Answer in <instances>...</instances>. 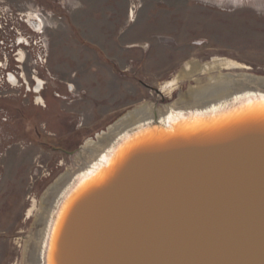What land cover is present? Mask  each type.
I'll list each match as a JSON object with an SVG mask.
<instances>
[{"label": "water", "instance_id": "water-1", "mask_svg": "<svg viewBox=\"0 0 264 264\" xmlns=\"http://www.w3.org/2000/svg\"><path fill=\"white\" fill-rule=\"evenodd\" d=\"M216 100L109 126L51 189L38 264H264V94Z\"/></svg>", "mask_w": 264, "mask_h": 264}, {"label": "rangeland", "instance_id": "rangeland-1", "mask_svg": "<svg viewBox=\"0 0 264 264\" xmlns=\"http://www.w3.org/2000/svg\"><path fill=\"white\" fill-rule=\"evenodd\" d=\"M3 1L36 21L35 15L42 17L44 33L33 36L42 37L48 57L44 65L32 66L47 82L42 95L59 98L65 112L79 120L69 130L56 120L51 126L47 111L32 103L34 95L25 97L24 87L2 91L1 134L9 145L0 154V264H24L25 239L36 231L41 197L62 173L77 167L86 141L136 106L173 102L195 85L187 79L171 93L160 90L186 62L230 59L249 69L212 74L264 76V0Z\"/></svg>", "mask_w": 264, "mask_h": 264}, {"label": "bare ground", "instance_id": "bare-ground-1", "mask_svg": "<svg viewBox=\"0 0 264 264\" xmlns=\"http://www.w3.org/2000/svg\"><path fill=\"white\" fill-rule=\"evenodd\" d=\"M130 15L131 16L134 15V8L131 9ZM29 20L31 21V23L34 24V27H36L37 29L41 28L42 26L41 21H36L35 18L33 19V16H30ZM22 54L23 53L21 52V57L23 58L24 54L23 55ZM232 67L235 68L241 67V68L249 69V66L230 59H219V60L214 59L213 61L206 63H202L197 60H191L186 62L185 65L180 70H178L174 78L172 80L167 81L163 86H161L160 90L161 92L171 93L176 89L177 87L176 85H178V82L187 79L195 80V85L191 84L189 88L186 91H182L179 94L180 95L179 98H177V100L173 102L171 100V102L162 104L161 106L156 105L155 103L152 102H144L136 106L135 109L131 110L127 115L123 116L116 123L114 122V124L110 125V129H114L116 126H119L122 123V121L126 119L134 120L140 117H145L147 119L153 118L155 113L154 112L155 107L157 109H160V107L169 104H171L170 107L172 108H184V109L192 107L194 105L193 106L194 109L199 111L200 114L201 113L206 114V116L203 117H195L193 119L195 121L220 119L225 117L224 112L228 110L227 107H229L230 104H227L221 100H216V99L222 98L228 93L230 94L233 93L235 98L238 96H248L255 92H260L264 94V76H258L249 72L239 73L238 75H233L230 72L226 74L225 73L218 74L215 76L212 74V72L215 70H221L223 68H232ZM204 72L207 74V76L205 78H201L200 74H203ZM37 77L38 76H36V78ZM11 78H13V80L11 81L15 83L16 82L15 78L14 77ZM37 80H38L37 81L38 85L35 87V90L39 92L43 86V81L39 78H37ZM242 90L243 91L250 90V91L240 93L239 91L243 92ZM203 100H210V102L197 105L198 103L196 102L198 101L201 102ZM212 100H216V102L212 103L211 102ZM245 107L246 106L242 107L241 109L243 110V108ZM215 109H218V111L214 112L215 115H213L212 113L209 114H212L213 116L207 114L208 113L207 111L215 110ZM182 110L181 113L179 114H182ZM169 115H172V112H170ZM208 115L210 117H207ZM161 118L164 119L163 117ZM163 123L165 124V122ZM160 128L167 130L163 126H160ZM107 133L108 131H104L103 133L99 134L96 139H89L88 141H86V143L82 146V148L78 151L76 155L78 158H80L81 161L83 159L87 163V166H89L90 168L92 167V169L89 170L90 172L93 171L94 167H96L98 163H102L106 159V155L104 153L100 156L98 160L97 159L95 160V158H93L92 156L100 148V145L103 142L104 138H106ZM78 164H81V162H78ZM73 170L72 169L66 170L64 173H62L56 179V181H54L51 184V186L48 188L45 194L41 197L40 206L35 214V221L33 224V226L36 228L35 229L36 231L30 233L29 236H27L25 239V244L23 249L24 264H38L39 248H41L42 242H45V240L44 241L42 240L41 232L43 229V219L45 216L47 200L50 195V191L51 189L55 188L58 181L66 173L72 172ZM33 201L35 202V200ZM35 205L36 204H34L33 206ZM32 216H33V208H30L27 213V218L31 219Z\"/></svg>", "mask_w": 264, "mask_h": 264}, {"label": "built area", "instance_id": "built-area-1", "mask_svg": "<svg viewBox=\"0 0 264 264\" xmlns=\"http://www.w3.org/2000/svg\"><path fill=\"white\" fill-rule=\"evenodd\" d=\"M30 15V12L17 11L0 1V98L5 96L2 91L8 87L17 90L25 87L35 92L33 82L37 84L36 76H40L37 69L32 67L33 63L44 65L47 61L48 46L42 37L34 40L33 36V33H44V21L40 15H35L39 21H43L41 30H37L30 23ZM35 48L38 49L37 53ZM21 52L24 54L23 60L20 58ZM28 63L30 69L26 66ZM12 76L16 79L15 83L11 81ZM43 81L46 85L47 82ZM42 104L45 106V103Z\"/></svg>", "mask_w": 264, "mask_h": 264}, {"label": "crops", "instance_id": "crops-1", "mask_svg": "<svg viewBox=\"0 0 264 264\" xmlns=\"http://www.w3.org/2000/svg\"><path fill=\"white\" fill-rule=\"evenodd\" d=\"M52 59V58H51ZM53 61V59H52ZM56 62V60H54V63ZM55 64H59L58 61ZM46 95V94H45ZM46 100H47V107L43 108L44 111H47V117L45 118V120L48 122L49 125L52 126V120H56L58 122L59 125H62V127L66 130H69V124H73V123H77V121L79 120V117H77L76 122L73 119L76 114L72 111L69 112H65L66 110L63 107V103L62 101L57 98L56 96L47 94L46 96ZM44 120V121H45ZM89 129V128H86ZM91 129V128H90ZM57 132V129L51 128V131ZM77 131H81L79 129L73 131V133L77 132ZM89 131V130H86ZM85 133V132H83ZM87 133V132H86Z\"/></svg>", "mask_w": 264, "mask_h": 264}, {"label": "flooded vegetation", "instance_id": "flooded-vegetation-1", "mask_svg": "<svg viewBox=\"0 0 264 264\" xmlns=\"http://www.w3.org/2000/svg\"><path fill=\"white\" fill-rule=\"evenodd\" d=\"M13 77V76H12ZM11 80H13V78H11ZM16 80V79H15ZM36 81H38L37 79H36ZM43 81V80H42ZM38 85V83L36 84V86ZM35 86V87H36ZM45 87V82L43 81V86H42V88H41V90L38 92V91H36L35 90V92L34 91H29V90H27L25 87H24V93L23 94H25V97H30V95H32V98H33V95L36 97V101L34 102L33 101V99H32V103L34 104H36V105H40L41 107H44V108H46L47 107V100H46V95L44 96V95H42V91H43V88ZM22 93H20V94H22ZM17 94V93H16ZM34 97V98H35ZM38 101H40V103L38 102ZM42 103H45V106H43V104ZM4 140V141H3ZM6 139L4 138H2V134H1V123H0V154L2 153V151H1V147L2 146H8L9 144H7V142L5 141Z\"/></svg>", "mask_w": 264, "mask_h": 264}]
</instances>
